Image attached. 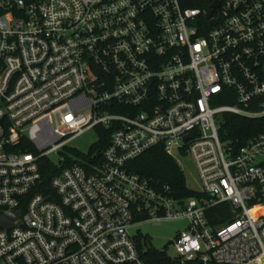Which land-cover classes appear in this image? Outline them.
<instances>
[{
    "label": "built area",
    "instance_id": "built-area-1",
    "mask_svg": "<svg viewBox=\"0 0 264 264\" xmlns=\"http://www.w3.org/2000/svg\"><path fill=\"white\" fill-rule=\"evenodd\" d=\"M230 116L264 118V0H0V262L147 264L131 228L176 219L172 264H264V131ZM155 147L200 198L129 169Z\"/></svg>",
    "mask_w": 264,
    "mask_h": 264
},
{
    "label": "trees",
    "instance_id": "trees-1",
    "mask_svg": "<svg viewBox=\"0 0 264 264\" xmlns=\"http://www.w3.org/2000/svg\"><path fill=\"white\" fill-rule=\"evenodd\" d=\"M190 7L195 6L190 5ZM227 118L230 123L227 131L234 139L241 138L244 140L249 136L254 135L256 132L264 131V118L254 121H249L237 116H230ZM97 133L100 138L98 143L91 149L90 154L97 153L101 156L104 149L109 144L110 133L104 128L97 129ZM128 167L132 172H136L139 175L150 179L158 186L167 185L171 187L176 199L187 201L189 198L201 197L199 192H195L188 187L180 166L177 165L172 157L167 156L161 147L152 148L151 151L131 162ZM45 169L43 170L44 185L46 186V192L48 193L50 180L57 174V170H54L51 166L46 167ZM221 222H223V219H218V221H216L218 224ZM139 235L141 237L140 240L142 241L143 238V242L147 246L144 254V259L147 264H172V260L166 252H161L156 249L154 250L150 246V239L141 234Z\"/></svg>",
    "mask_w": 264,
    "mask_h": 264
},
{
    "label": "rangeland",
    "instance_id": "rangeland-1",
    "mask_svg": "<svg viewBox=\"0 0 264 264\" xmlns=\"http://www.w3.org/2000/svg\"><path fill=\"white\" fill-rule=\"evenodd\" d=\"M98 141V133L95 130H91L71 142L69 146L82 152L83 154H88ZM174 156L185 176L188 187L195 192L201 193L203 191V186L193 157L189 154L183 156L178 151L174 152ZM55 159H57V157H55ZM187 225L186 220L176 219H171L162 223L142 222L132 227L131 233L136 237L139 236L138 234H141L146 238L148 237L150 239L151 248L161 252H166L173 261L178 257L177 251H175L173 246V242L180 232L185 231ZM139 241L143 249L147 247L143 242V238L142 241ZM0 264L5 263L1 261Z\"/></svg>",
    "mask_w": 264,
    "mask_h": 264
},
{
    "label": "water",
    "instance_id": "water-1",
    "mask_svg": "<svg viewBox=\"0 0 264 264\" xmlns=\"http://www.w3.org/2000/svg\"><path fill=\"white\" fill-rule=\"evenodd\" d=\"M50 201L52 199H49ZM21 211L12 214H4L0 212V228L10 229L14 226L21 225V221L17 222V219L20 217Z\"/></svg>",
    "mask_w": 264,
    "mask_h": 264
}]
</instances>
